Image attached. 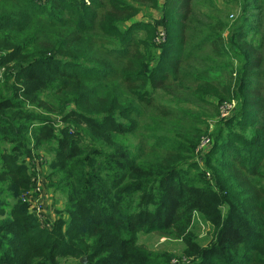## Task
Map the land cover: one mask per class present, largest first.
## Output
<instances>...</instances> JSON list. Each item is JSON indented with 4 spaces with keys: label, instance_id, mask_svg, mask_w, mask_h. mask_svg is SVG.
I'll use <instances>...</instances> for the list:
<instances>
[{
    "label": "trees",
    "instance_id": "1",
    "mask_svg": "<svg viewBox=\"0 0 264 264\" xmlns=\"http://www.w3.org/2000/svg\"><path fill=\"white\" fill-rule=\"evenodd\" d=\"M162 2L164 17L158 24H164L171 37L159 54L152 41L156 32L152 23L144 37L143 22L128 25L139 13L136 4L157 7L159 0H0V7L12 5L8 11H0V33L19 40L16 44L4 38L15 49L26 51V65L21 67L24 79L19 80L28 86L26 91H17L16 80L9 75L0 81V201L31 189L25 158L32 156L33 142L36 151L44 150L52 157L50 189L56 194L59 188L70 190L67 231L74 230L87 240L105 237L110 239L108 247L119 251L112 262L106 259L104 264H148L146 252L138 246V234L168 232L184 241L189 254L213 259L204 264H264V0ZM240 9V21L226 42L225 17ZM105 38L122 48L111 52ZM29 47H33L32 53ZM230 49L243 58L236 97L231 98L238 102V113L231 124L251 128L255 134L250 143L241 146L242 141L236 139L226 140L223 148L216 143L214 154L227 162L216 165L219 172L211 190L219 189L212 194L175 168L183 162L191 167L189 161L198 146L196 138L180 129L173 133L162 129L161 133L163 138L180 142V153L169 154L148 168L138 165L128 148L118 154L125 148L117 144L118 137H98L104 149L115 150L109 162L115 164L116 174L101 179L99 168L94 169L95 174L86 171L95 166L91 160L92 164L79 170L76 158L82 154L83 131L75 136L69 133L67 128L75 130L76 125L67 124V117L63 119L67 127L43 125L45 121L29 110L39 103L35 101L39 92L47 88L42 74L54 70L59 82L55 97L61 106L71 97L77 109L89 116V125L98 129L105 125L106 130L99 129L102 133L136 136L146 120L166 124L177 116L191 115V102L203 103L218 78L225 84L222 95L228 96L227 71L215 78L210 75L222 68L213 59L225 58ZM226 69L233 71L232 67ZM160 93L165 96L162 102ZM154 128L152 132H161L156 125ZM5 144L11 147L9 155ZM150 177H161L158 188L163 196L157 213L143 209L137 216L124 215L123 204L117 200L131 188L127 185L121 190V185L135 180L147 183ZM85 182L87 190L82 189ZM237 193L241 199L230 207L229 199ZM17 204L13 221L6 225L0 221V264H55V254L64 246L59 240L63 233L58 230L66 222L59 221L56 232H44L26 215V205ZM220 204L225 212L218 209ZM234 208L243 214L230 213ZM208 211L213 212L210 221L218 232L215 245L205 251L194 241L190 227L195 212L206 215Z\"/></svg>",
    "mask_w": 264,
    "mask_h": 264
},
{
    "label": "rangeland",
    "instance_id": "2",
    "mask_svg": "<svg viewBox=\"0 0 264 264\" xmlns=\"http://www.w3.org/2000/svg\"><path fill=\"white\" fill-rule=\"evenodd\" d=\"M37 1L46 2V0ZM87 1L88 0H86V2ZM23 2L24 0H21V3ZM162 4V0H159L157 7L151 6L150 4H136L135 7L138 8L139 13L128 23V25H132L134 23L143 22V28L145 29L143 30V37L146 35V32L144 31H147L149 25L152 23L153 27L156 29L152 41L158 49L159 54L162 49L165 48L167 41H169L171 37L167 27L164 24H158L164 17ZM11 7L12 5H1L0 11H8ZM18 7H22V5L18 4ZM241 14L242 9L237 12H231L229 16L225 17V21L227 23L226 25H228V30L224 35L226 42L230 40L231 35L234 33L237 27L236 22L240 21L239 18ZM161 33H164L165 35L166 40L164 42L158 40ZM8 36L9 34L6 32L0 33V81H2V77L9 75L14 81L16 80L14 87L18 89L17 91H26L28 86L22 80H19V78L24 79V76L21 74V67L26 65L25 62L27 53L25 50L20 48L15 49L13 45L5 42L4 38L7 37L8 39ZM193 36L195 39V34H193ZM141 38L142 37L140 36L139 39ZM250 39L251 36L248 39L249 42ZM105 40L108 42V47L111 52L116 51L118 48H122L121 44L115 42L113 39L105 38ZM8 41H16V39L11 38L8 39ZM255 41V43H259V38H255ZM19 42V40L16 41V44ZM195 44L196 43H194L190 48H193ZM29 51L32 53L34 51L33 47H29ZM240 54L241 53H232V50L230 49L228 50V53L223 56L225 58L221 60L213 59L215 65H219L222 68L220 72L217 71L211 73L210 77L215 78L216 75H220L227 71L225 73V79L228 81V84L225 88V94H228V96L224 97V95H222L221 90L224 88L225 84L220 78H218L219 82L214 85L212 90L207 92L208 96H206V100L203 103H197L194 101L191 102L192 106H189L190 108L188 109L192 113L191 115L177 116L176 120L166 124L159 123L157 120H146L143 122L141 130L136 136L122 138L108 132L102 133L99 129L106 130L105 125L103 124V126L99 129L89 125L86 120L89 116L77 109L76 104L71 97L67 102H65L64 106H61L59 100L55 97L59 82L55 79L54 70L48 71V73L44 72L42 74V80L46 83L47 88L42 89L39 92V96H36L35 98V101H38L39 103H34L35 105L30 107L29 110L35 115L40 116V118L45 121L41 123L43 125H53L58 129L67 127V124L76 125L75 130H73V128L71 129V127L67 128L68 132L73 133L74 136L77 131H83L82 133L86 135L80 138V149L82 150V154L76 158V161L80 163L79 170L86 165L92 164V161L95 166L93 167L92 164V168H87L86 171H90L95 174L94 169L99 168L101 171V179H106L107 177L116 174L115 164H111L109 162V155L115 152V150L112 151V149H104L102 145L97 142L98 137L103 135L105 137H118L117 144L125 146V148L121 149V152L118 154L128 152L126 151V148H128L131 154L138 161V165L148 168L152 167L153 164L157 161H161L169 154L180 153L178 148L180 142L178 140L163 138V136H161V133L163 134L162 129H166L169 133H173L176 129H180L182 132L187 133L190 137L196 138L198 146L195 149L193 160L189 161L191 167L184 165L185 162H183L180 165H176L175 168L179 170L185 179L195 178L198 181L195 184L197 187H202L212 194V191L216 192L219 189L214 188L211 190V186L215 185L214 176H217V173L219 172L216 165L225 164L227 162L224 161V159L222 160L219 155L214 154L213 151L215 146L218 144V146L222 145L221 148H223L225 141L228 139L240 140L242 142L238 145H245L246 143L251 142L250 136L255 134L251 128L245 127L239 129L236 123L231 124V121L238 113V102L231 100V98L236 97L235 94L239 84L240 71L242 70L243 58H241ZM16 65H20V67L18 68ZM227 67H232L233 71L231 72L229 69H226ZM2 85L3 84L0 82V86ZM94 85H98V83H94ZM29 86L34 87L35 85L29 84ZM159 97L160 102L165 100L163 93H160ZM189 98L190 96L188 95L187 99ZM20 101L22 102V100ZM225 102H235L237 108L231 117L224 119L220 117L219 111L221 105ZM42 105H45L47 109L52 108V110L46 111L43 109ZM65 117L68 118L69 123L66 122L67 124L63 120ZM155 125L159 127L161 132H152V129H155ZM32 129H35L34 125ZM206 138L212 140L213 147L205 153L203 157H201L198 155L197 149L199 148L202 140ZM4 146L6 147L4 148L6 155H9L11 153V151H9L11 147L8 144H5ZM31 148L32 156L25 158V161L29 165L31 180L33 178L41 177L42 175H45V173L47 178V175L50 173L51 164L49 159L51 156L45 153L44 150L36 151L34 149L33 142L31 143ZM44 154L47 155L45 156ZM40 164L43 166L41 173H39L36 169ZM68 165L71 166L69 163ZM164 175L165 174L162 176ZM161 177L158 179L150 177L148 178L149 182L147 183L135 180L128 184L124 183L121 185V190H123L127 185L131 188L128 194L122 195L121 199L117 200L116 198L117 201L123 204L124 215L130 212L137 216L138 211L143 209H147L153 215L157 213L158 206L162 205L163 192L158 188L160 186L158 181ZM59 180H61V178H59L57 182H59ZM52 182L55 181L52 180ZM50 187L51 186H49V188ZM88 187V182H85L82 189L87 190ZM53 193L55 192L53 191ZM57 193L59 194L55 193V197L52 194L51 197L52 201L57 200V204H59L56 206L57 214H55L58 217L56 220L55 218L53 220L50 219L51 216L47 210V207L50 208V206L47 204V206H45V212L42 219H39L30 209L29 204L23 203L22 199L25 195V193H23L21 196L18 195L17 198L12 199L11 197H7L8 199L6 201H0V211L2 212H0V221L4 220L3 225L10 224V221H13L14 219L12 214L13 209H17V207H19L17 202L22 201V203L26 205H24L26 207V215L32 217L37 223L39 229L44 232H56V225L58 226V222H66L67 225L65 228L63 230H58L63 233V235L59 237V240L64 246L59 253L55 254V264H104L106 259L112 262L119 254V251H117V248L108 247L110 239L101 237L97 240H87L86 238H80L78 232H74V230L67 231V228L70 229L68 225L71 223L69 214L67 213L70 207H72V202L69 201L70 190L59 188L57 189ZM237 195L238 193L233 199H229V201H231L230 207L233 206L232 203H239L241 197ZM218 209L225 212L224 205L222 204L218 206ZM238 209L234 208L230 213L234 212L242 215L243 213ZM212 215L213 212L211 211H208L206 215L200 212H195L193 214V220L190 227V233L192 234L194 241L205 251L215 245L218 232L213 222L210 221ZM151 222L152 219L149 220V223ZM138 246L146 252L145 255L148 258V264H204L207 261H213L212 258L205 259L197 255L195 256L189 254L188 247L184 241L176 239L172 236V233L169 232L152 234L139 233ZM46 255L47 253L45 254V257ZM42 261L44 262L45 259Z\"/></svg>",
    "mask_w": 264,
    "mask_h": 264
},
{
    "label": "built area",
    "instance_id": "3",
    "mask_svg": "<svg viewBox=\"0 0 264 264\" xmlns=\"http://www.w3.org/2000/svg\"><path fill=\"white\" fill-rule=\"evenodd\" d=\"M158 40L163 42L166 40L164 33L160 34ZM235 110H236L235 102H225L220 107V111H219L220 117L224 119L229 118L232 116ZM211 145H212L211 139L209 138L203 139L201 144L199 145V148L197 149L198 155L203 157V155L211 149ZM42 167L43 166L41 164L37 166L36 169L39 173L42 172ZM39 179L40 177L33 178L32 187L27 193H25L22 200L23 203L29 204L30 209L39 219H42V216L45 212V206L47 203L43 195V190L39 184Z\"/></svg>",
    "mask_w": 264,
    "mask_h": 264
},
{
    "label": "crops",
    "instance_id": "4",
    "mask_svg": "<svg viewBox=\"0 0 264 264\" xmlns=\"http://www.w3.org/2000/svg\"><path fill=\"white\" fill-rule=\"evenodd\" d=\"M45 156L47 155V154H44ZM49 159V158H48ZM51 160V157H50V159H49V161ZM47 172V171H46ZM50 174V173H49ZM49 174L47 175V178H46V173H45V175H42L41 177H40V179H39V184H40V186H41V188H42V190H43V195H44V198L46 199V203H47V205H49L50 206V208L49 207H47V210H48V212H49V214H50V216H51V220H53L54 218H55V220H56V218H58L57 217V213H56V206H58L59 204H57V200H55V201H52L51 200V197H52V194H53V196L55 197V195H54V193H53V190H51L50 188H49V180H48V177H49ZM33 180V179H32ZM31 180V182H33ZM32 187V186H31ZM54 197H53V199H54ZM53 202H54V204H53ZM46 205V206H47ZM54 207H55V210H54ZM56 213V214H55Z\"/></svg>",
    "mask_w": 264,
    "mask_h": 264
}]
</instances>
